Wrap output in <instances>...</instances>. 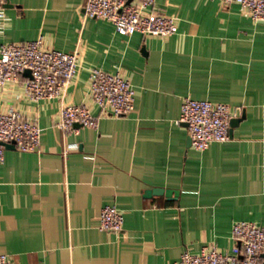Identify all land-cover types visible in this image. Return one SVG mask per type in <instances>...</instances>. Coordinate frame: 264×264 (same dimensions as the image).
I'll return each instance as SVG.
<instances>
[{"label": "crops", "instance_id": "0c3cea01", "mask_svg": "<svg viewBox=\"0 0 264 264\" xmlns=\"http://www.w3.org/2000/svg\"><path fill=\"white\" fill-rule=\"evenodd\" d=\"M85 1L3 0L0 45L42 36L76 50L78 72L62 99L29 100L21 82L0 88V110L41 129L38 151L6 148L0 163V254L11 264H170L209 245L235 254L232 224H264V21L236 3L155 0L176 33L123 36L84 17ZM94 67L129 79L134 109L65 134L63 106L96 112ZM184 97L227 104L237 119L228 140L188 146ZM154 188L177 195L146 196ZM105 205L123 213L120 233L98 229Z\"/></svg>", "mask_w": 264, "mask_h": 264}, {"label": "built area", "instance_id": "2783aa9c", "mask_svg": "<svg viewBox=\"0 0 264 264\" xmlns=\"http://www.w3.org/2000/svg\"><path fill=\"white\" fill-rule=\"evenodd\" d=\"M236 3L253 21H264V0H219ZM155 0H86L84 17L100 19L112 25L119 35L139 33L147 37H170L177 31L175 18L154 12ZM4 18L0 0V20ZM28 72L29 75H25ZM78 72V52H63L44 46L43 37L0 45V88L21 82L29 100L62 99ZM88 92L96 112L88 105H65L59 111L58 128L65 134L76 133L75 124L96 129L102 117H125L134 109L135 91L121 72L109 73L94 67L89 71ZM232 109L225 103L184 97L180 104L179 123L186 124L190 146L205 150L213 142L228 140ZM41 129L32 118L19 111L0 110V142L9 143L20 152H36L40 148ZM5 146L0 144V163ZM123 213L115 205L103 206L97 216V227L120 233ZM235 254L221 251L214 245L204 246L197 253L183 251L170 264H264V224L235 221L231 228ZM0 264H11L0 254Z\"/></svg>", "mask_w": 264, "mask_h": 264}, {"label": "water", "instance_id": "95a60500", "mask_svg": "<svg viewBox=\"0 0 264 264\" xmlns=\"http://www.w3.org/2000/svg\"><path fill=\"white\" fill-rule=\"evenodd\" d=\"M25 75H29L28 72H25ZM237 119H231L230 122H229V133L231 131V127L233 126V122H235ZM184 124V123H183ZM75 126H78L77 124H75ZM186 126V124H185ZM0 144H3L5 146V148H13V145L12 144H9V143H1ZM187 145L190 146V138L188 137L187 138ZM146 196H149L151 194H165V196H173L174 198L176 197L177 195V192L176 191H173V190H169V189H161V188H154V189H151V190H147L145 192ZM264 257V254L262 255Z\"/></svg>", "mask_w": 264, "mask_h": 264}]
</instances>
